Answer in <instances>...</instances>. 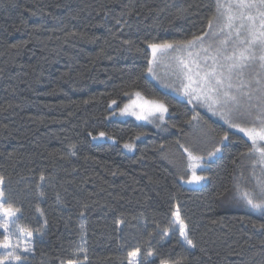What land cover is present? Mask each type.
Returning <instances> with one entry per match:
<instances>
[{
  "label": "trees",
  "instance_id": "1",
  "mask_svg": "<svg viewBox=\"0 0 264 264\" xmlns=\"http://www.w3.org/2000/svg\"><path fill=\"white\" fill-rule=\"evenodd\" d=\"M214 12L215 0H0V177L38 239L26 264H61L81 246L80 264H128L136 247L142 264H264V213L239 198L264 178L243 155L250 141L147 76L148 43L191 39ZM135 91L169 106L164 121L109 108ZM100 131L112 139H93ZM225 131L227 147L199 171L207 179L185 184L184 147L207 154ZM177 208L195 249L170 228Z\"/></svg>",
  "mask_w": 264,
  "mask_h": 264
},
{
  "label": "snow or ice",
  "instance_id": "2",
  "mask_svg": "<svg viewBox=\"0 0 264 264\" xmlns=\"http://www.w3.org/2000/svg\"><path fill=\"white\" fill-rule=\"evenodd\" d=\"M206 28L191 39H160L148 43L149 52L145 53L150 54L147 72L155 75L154 66H158L161 57H170L169 66L178 81L176 90L188 97L189 103L195 101L197 105L206 106L214 115L218 114L229 129L243 133L250 141L248 151L243 155L252 162L253 175L257 166L264 173V0H215V12L208 18ZM123 95L128 97L123 107L116 99L108 105L109 108L116 106L120 116H134L136 120L153 123L164 121L165 114L169 112V106L162 99L146 98L140 91L125 92ZM198 119L197 116L192 117V120ZM192 120L188 123L191 124ZM89 135L92 136V133ZM98 136L112 139L104 131H100ZM92 138L97 139V136ZM229 139L227 131L216 138L207 158L221 151L217 145L227 147L225 142ZM124 147L132 150L134 145L125 144ZM184 151L187 161L181 162L183 171L180 178L184 179L190 173L186 183L199 184L206 180L207 177L198 175L196 171L204 167L205 156L187 147ZM40 179L43 181L44 177ZM4 184V178L0 177V264H26L33 252L34 234L19 225L20 210L13 207ZM239 198L247 207L264 213V178L257 180V190L244 191ZM172 216L174 219L170 228L179 232L187 249H195L197 245L179 208L172 212ZM259 228L264 230V224H260ZM40 234L43 235L42 232ZM161 235L167 236L168 231ZM84 251L81 246L72 253V258L61 260V264H80L79 255ZM140 255L139 247L129 251L128 264H142ZM146 255L151 257L153 252L149 251ZM160 264H185V258L161 260Z\"/></svg>",
  "mask_w": 264,
  "mask_h": 264
},
{
  "label": "rangeland",
  "instance_id": "3",
  "mask_svg": "<svg viewBox=\"0 0 264 264\" xmlns=\"http://www.w3.org/2000/svg\"><path fill=\"white\" fill-rule=\"evenodd\" d=\"M169 65H170V57H167V56L161 57L158 66H154L155 75H150L147 72L148 78L150 80H152L163 91L171 93L174 96H176L182 100H185L186 102L189 103V98L184 96L181 91L176 90L177 85H178V81L172 75V71H171V68ZM189 105L192 108H194L198 114L204 113V114L208 115L209 117H211L213 120H216L218 122L225 124L224 121L220 118V116L218 114L214 115L213 112L209 111L206 106L197 105L195 101H193L192 103H189ZM197 113H196V116L199 119L195 121V127L196 128L194 130V133H195V141H198V142L196 144H193V146L196 147V150L197 149L200 150L205 145L202 143V141H204V143H205L209 133L207 131V128L202 124L201 116H199ZM117 116L119 118H133L136 120V118L134 116H120L119 114H117ZM137 121H143V120H137ZM145 122H148V121H145ZM225 125L227 126V124H225ZM231 130L239 132L236 129H231ZM241 134H243V133H241ZM105 139H107V137H99L98 136L97 139H95V140H105ZM108 140H110V139H108ZM205 147H207V146L205 145ZM200 151H202V150H200ZM201 155L205 156V160L203 161L204 167H205L206 163L214 157L213 156L212 158L208 159L207 154H201ZM201 169L202 168H197L196 171H197L198 175H200L199 171ZM189 176H190V174H189ZM183 182L185 184H189V183H186L185 181H183ZM203 182L204 181H202L199 184H202ZM199 184L192 183L189 185L195 186V185H199ZM13 241L15 242V237H13ZM32 246H33V252L31 254L34 256H38V239L34 235H33V239H32Z\"/></svg>",
  "mask_w": 264,
  "mask_h": 264
}]
</instances>
